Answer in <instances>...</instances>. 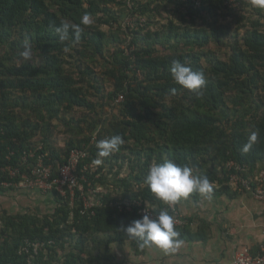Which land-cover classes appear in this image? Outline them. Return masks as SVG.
<instances>
[{
	"label": "trees",
	"instance_id": "trees-1",
	"mask_svg": "<svg viewBox=\"0 0 264 264\" xmlns=\"http://www.w3.org/2000/svg\"><path fill=\"white\" fill-rule=\"evenodd\" d=\"M138 6L147 21L125 28L127 10L115 0H0V193H43L19 186L40 155L53 165V181L72 149L87 153L73 202L68 188L62 196L54 184L51 212L0 210V264H126L116 251L128 246L145 255L150 246L141 248L120 226L140 218L135 207L127 210L128 201L168 210L145 183L154 163L186 164L207 176L211 198L249 193L231 182L230 161L256 185L264 169L262 8L252 0L238 6L138 0ZM84 14L93 22L82 26L80 40L70 33L61 41L55 28L79 24ZM25 40L33 54L28 61L19 56ZM174 59L204 74L199 95L175 82ZM253 131L257 142L244 153ZM114 135L124 140L119 150L98 157L97 142ZM82 194L96 204L85 209ZM182 199L197 207L210 200L197 192ZM195 219L175 226L180 239H207L200 232L209 222L202 219L195 235ZM33 242L41 245L37 253Z\"/></svg>",
	"mask_w": 264,
	"mask_h": 264
},
{
	"label": "clouds",
	"instance_id": "clouds-1",
	"mask_svg": "<svg viewBox=\"0 0 264 264\" xmlns=\"http://www.w3.org/2000/svg\"><path fill=\"white\" fill-rule=\"evenodd\" d=\"M241 1L239 0L236 6L240 5ZM253 2L256 6L264 8V0H253ZM92 22L90 16L84 14L79 24L61 21L55 31L61 41L68 40L70 33L75 41H79L83 32L82 26H89ZM32 55L31 44L25 40L23 50L20 51L19 56L24 61H28L32 59ZM170 72L176 83L188 90L197 92L198 95L200 94L199 90L206 84L203 73L193 71L179 59L172 61ZM174 92L175 89H173ZM257 139L258 132H251L248 142L241 149L242 152L247 153L257 142ZM123 143L124 140L120 135L99 140L96 145L98 157L110 156L117 152ZM101 162L102 160L99 158L96 160L97 164ZM145 183L158 200L169 205L168 210H161L158 213L155 211V215L148 214L146 211V214L141 218L134 219L127 225L121 224L120 230L129 238L140 241L139 246L141 248L154 245L165 253H174L182 246L183 240L180 239V232L175 228L176 221L174 217L170 215L171 206L175 204L181 210L177 202L182 198H187L193 192L200 193L210 199L213 193V184L207 176L195 175L190 166L186 164L179 165L167 160L150 166ZM38 244L40 247V243Z\"/></svg>",
	"mask_w": 264,
	"mask_h": 264
},
{
	"label": "crops",
	"instance_id": "crops-1",
	"mask_svg": "<svg viewBox=\"0 0 264 264\" xmlns=\"http://www.w3.org/2000/svg\"><path fill=\"white\" fill-rule=\"evenodd\" d=\"M168 8L171 9V5ZM262 13H264V8H262ZM41 194L36 190L25 191L24 194L16 192L11 194L13 196L8 195L7 198L15 199H10L11 212L23 211L26 205L32 203L39 204L40 199L37 197ZM48 195L53 199V195L50 193ZM179 201L183 219L196 216V222L192 228L195 235L200 231L199 226L202 219L209 222L210 226L202 230L203 233L200 232V234L205 233L207 239L202 240L198 236L197 240H183L182 246L174 253H165L157 246H150L155 255L158 253L157 262L159 264L162 262L165 264H233L235 253L238 250L248 248L253 253L259 252L264 239V203L257 200L251 193L211 198L203 201L205 203L199 207L191 199ZM45 202L46 200L42 201L43 204ZM0 204L5 206L6 202L0 200Z\"/></svg>",
	"mask_w": 264,
	"mask_h": 264
},
{
	"label": "built area",
	"instance_id": "built-area-1",
	"mask_svg": "<svg viewBox=\"0 0 264 264\" xmlns=\"http://www.w3.org/2000/svg\"><path fill=\"white\" fill-rule=\"evenodd\" d=\"M116 1L119 4H124L125 9L127 10L122 24L125 28H135L143 25L147 21V15L142 14L139 10L138 0ZM179 1L183 2L186 0ZM226 3L230 6H236L239 3V0H227ZM181 9L186 11L184 9V6H182ZM122 99L123 96L121 95L118 100L120 101ZM32 153L34 154V152ZM86 156L87 153L85 150L81 148L72 149L69 155L68 162L61 166V168L59 169V178L50 181L49 177L52 175L53 165L46 164L44 162L45 156L40 155L38 157V163L31 171V176H27L23 181L19 183V186H22L23 189L26 190L34 188L42 190L43 192H49L53 188V185L56 184V188L58 191H60V194L62 196L67 195L66 188H68V190L70 191L71 200L73 202L77 186L82 187L78 177V167L80 165L81 159L85 158ZM228 167L235 170L234 173L231 174V182L235 185V187L239 188V190L242 192L244 189L247 190V192L251 193L257 200L264 203V169L260 171L256 185L254 186L248 178L242 177L240 175V171L243 170L242 166L236 164L233 161H230L228 162ZM9 170H12L11 167L9 168ZM11 174L15 175L16 171L12 170ZM82 199L85 209L91 208L94 204H96L94 198H91L86 194H82ZM120 207L123 209V205H120ZM134 207L136 208L140 218L144 214H146V211L148 212V214H156V212L152 208L144 207L141 202H136L133 204L132 202L128 201L126 203L127 210H133ZM170 215L173 216L176 221L175 226L184 223L183 216L175 204L171 206ZM33 246L35 253H37L39 244L33 242ZM233 264H264V239L263 243L260 246V250L257 253L251 252L248 248L238 250L235 253Z\"/></svg>",
	"mask_w": 264,
	"mask_h": 264
},
{
	"label": "rangeland",
	"instance_id": "rangeland-1",
	"mask_svg": "<svg viewBox=\"0 0 264 264\" xmlns=\"http://www.w3.org/2000/svg\"><path fill=\"white\" fill-rule=\"evenodd\" d=\"M107 89H110V83L107 82L106 83ZM49 193H42L40 195V197L38 196L37 198L40 199V203H32L31 205H26L25 209H36L38 210L40 213H48L51 212L54 208V204L51 202L52 197L48 195ZM7 194H1L0 193V197H2L0 200L6 202L5 206L7 207V209L10 208L9 203H11V200H15L14 198H7ZM13 196V195H11ZM11 199V200H10ZM36 199V198H34ZM46 200V202L43 204L42 201ZM72 203V202H71ZM2 208H4L3 205L0 204V210H2ZM126 250H121V251H116V254H118L119 259L122 257H125L126 259V264H159V262H157V256L158 253L155 255V253L153 252L154 250H151L152 247H149V250L147 251V253L145 255H137L136 253H132L131 248L125 247ZM116 247H114L113 250H115Z\"/></svg>",
	"mask_w": 264,
	"mask_h": 264
}]
</instances>
